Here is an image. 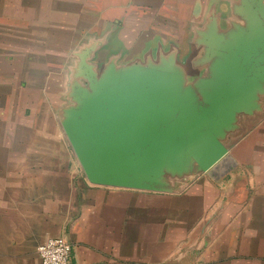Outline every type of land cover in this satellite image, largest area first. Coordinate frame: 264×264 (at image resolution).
<instances>
[{
    "label": "crops",
    "instance_id": "0c3cea01",
    "mask_svg": "<svg viewBox=\"0 0 264 264\" xmlns=\"http://www.w3.org/2000/svg\"><path fill=\"white\" fill-rule=\"evenodd\" d=\"M162 1L0 0V264H41L38 248L59 237L70 264H264V162H223L174 195L94 186L61 158L68 48L114 22L128 57L185 40L201 0H177L172 28L147 21Z\"/></svg>",
    "mask_w": 264,
    "mask_h": 264
},
{
    "label": "water",
    "instance_id": "95a60500",
    "mask_svg": "<svg viewBox=\"0 0 264 264\" xmlns=\"http://www.w3.org/2000/svg\"><path fill=\"white\" fill-rule=\"evenodd\" d=\"M226 1L227 28L212 14L196 32L206 72L192 81L176 54L101 73L92 48L78 54L61 126L91 185L176 194L227 159L239 117L262 108L264 0Z\"/></svg>",
    "mask_w": 264,
    "mask_h": 264
},
{
    "label": "rangeland",
    "instance_id": "374dc122",
    "mask_svg": "<svg viewBox=\"0 0 264 264\" xmlns=\"http://www.w3.org/2000/svg\"><path fill=\"white\" fill-rule=\"evenodd\" d=\"M201 3L204 7V17L191 21L190 12L184 14L188 17L187 21H189L187 22L188 35L185 40L176 41L171 34L173 37L169 40L163 41L157 39V43L148 44L144 50L135 48L133 52H139V54H132L131 57H128L126 51L127 47L125 46L124 40L122 41L120 39V42H116L120 43L118 48L114 49L113 47L116 34L122 26L121 22H114V24H112L113 26H109L107 29L86 32L81 40H76V43L74 42V45L71 48H68L67 51L66 82L64 87L66 101L64 100V104L57 110L60 128L62 129V111L71 103L68 99V94L70 92V84L74 81V73L78 66V54L86 49L92 48L89 61L94 64L99 73H101L110 62H115L118 66H125L136 62L147 63L149 61L157 63L161 56L176 54L178 63L186 70L189 81L205 74V69H198L199 67L196 66V60L203 52L202 48L197 46V30H200L205 26L208 17L212 14L220 16L222 27L224 29L227 28L228 20L235 18V16L233 15L232 1L201 0ZM152 10L153 15L150 17L152 21L147 19V21L150 22V25L155 26L153 21H157L158 25L163 28L166 26L172 28L173 23L176 22L175 19H177L176 14L180 11V8L178 7L177 0H164L162 1V4L161 2L152 4ZM150 35V31H148L144 33L143 38L149 40L151 38ZM261 104V110L254 115H241L239 117L237 130L230 133L224 142L229 150V156L224 161V163L227 164L228 172L235 171L236 164H233L232 161H240L243 164H246L242 165V169L240 170H244L248 173L255 171V169L250 168L251 165H248L249 163L264 162V96L261 98ZM21 141L22 140L19 141L21 144L19 149L23 148L26 150L28 146L27 143L28 141H31V137L25 136L24 141ZM65 143V150H59L61 158H63V155L65 154V159L68 162L73 161L80 166L67 138ZM10 154L13 155L12 153ZM18 155L26 157L27 155H30V153H22ZM20 159L22 158L20 157ZM260 171H264L263 163L260 165ZM203 175L205 174H200L198 177L186 181V189L176 194L184 193Z\"/></svg>",
    "mask_w": 264,
    "mask_h": 264
},
{
    "label": "built area",
    "instance_id": "2783aa9c",
    "mask_svg": "<svg viewBox=\"0 0 264 264\" xmlns=\"http://www.w3.org/2000/svg\"><path fill=\"white\" fill-rule=\"evenodd\" d=\"M41 264H70L72 246L64 238H48L39 248Z\"/></svg>",
    "mask_w": 264,
    "mask_h": 264
}]
</instances>
